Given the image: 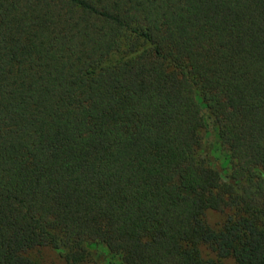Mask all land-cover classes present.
<instances>
[{"label":"trees","instance_id":"1","mask_svg":"<svg viewBox=\"0 0 264 264\" xmlns=\"http://www.w3.org/2000/svg\"><path fill=\"white\" fill-rule=\"evenodd\" d=\"M100 246L264 264V0H0V264Z\"/></svg>","mask_w":264,"mask_h":264},{"label":"rangeland","instance_id":"2","mask_svg":"<svg viewBox=\"0 0 264 264\" xmlns=\"http://www.w3.org/2000/svg\"><path fill=\"white\" fill-rule=\"evenodd\" d=\"M204 138L206 143H209L210 140L213 141V139L207 137L206 134ZM213 143L217 144V140L214 139ZM214 153L218 160L219 157L221 160L224 159V153L219 149V146L215 145ZM221 220L222 216L218 213V211H208V221L211 225H218ZM88 251V261L82 264H122V261L119 257L107 255L105 253V249L101 246L96 248L90 247ZM40 257V264H67L63 259L60 258L59 255H57V253L48 248L42 250Z\"/></svg>","mask_w":264,"mask_h":264}]
</instances>
